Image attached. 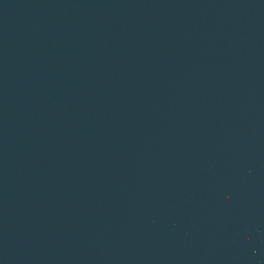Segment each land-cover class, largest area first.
Returning <instances> with one entry per match:
<instances>
[{
	"label": "water",
	"instance_id": "1",
	"mask_svg": "<svg viewBox=\"0 0 264 264\" xmlns=\"http://www.w3.org/2000/svg\"><path fill=\"white\" fill-rule=\"evenodd\" d=\"M0 264H264V0H0Z\"/></svg>",
	"mask_w": 264,
	"mask_h": 264
}]
</instances>
